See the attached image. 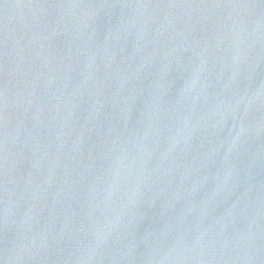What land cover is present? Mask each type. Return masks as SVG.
Returning <instances> with one entry per match:
<instances>
[{
  "label": "water",
  "instance_id": "95a60500",
  "mask_svg": "<svg viewBox=\"0 0 264 264\" xmlns=\"http://www.w3.org/2000/svg\"><path fill=\"white\" fill-rule=\"evenodd\" d=\"M0 264H264V0H0Z\"/></svg>",
  "mask_w": 264,
  "mask_h": 264
}]
</instances>
